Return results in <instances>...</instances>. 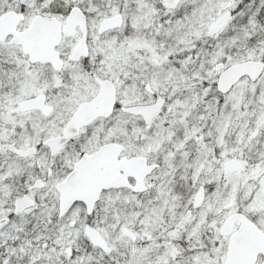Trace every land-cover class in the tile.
Instances as JSON below:
<instances>
[{
    "label": "snow or ice",
    "instance_id": "obj_1",
    "mask_svg": "<svg viewBox=\"0 0 264 264\" xmlns=\"http://www.w3.org/2000/svg\"><path fill=\"white\" fill-rule=\"evenodd\" d=\"M0 264H264V0H0Z\"/></svg>",
    "mask_w": 264,
    "mask_h": 264
}]
</instances>
